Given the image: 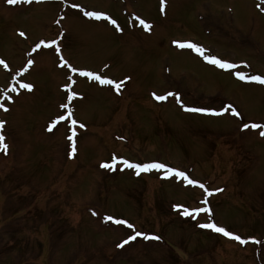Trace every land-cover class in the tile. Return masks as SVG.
I'll return each instance as SVG.
<instances>
[{"label":"rangeland","instance_id":"obj_1","mask_svg":"<svg viewBox=\"0 0 264 264\" xmlns=\"http://www.w3.org/2000/svg\"><path fill=\"white\" fill-rule=\"evenodd\" d=\"M193 43L200 56L184 47ZM0 60V264H259L258 252L264 264V83L236 76H264L263 2L0 0ZM143 161L185 169L209 200L167 169L134 178L126 167ZM209 201L214 214L199 222L263 242L236 243L179 217Z\"/></svg>","mask_w":264,"mask_h":264},{"label":"snow or ice","instance_id":"obj_2","mask_svg":"<svg viewBox=\"0 0 264 264\" xmlns=\"http://www.w3.org/2000/svg\"><path fill=\"white\" fill-rule=\"evenodd\" d=\"M9 2L10 3H15L16 0H9ZM161 3L163 5L165 3V0H161ZM73 6L74 7H78V5H73ZM85 15H87L88 17H94L96 19H100L102 16H105L106 14L101 13V12H87V13H85ZM108 19L110 20V22L113 25H116L117 22L114 19H111L110 17H108ZM137 19H139V18L137 17ZM140 24L143 25L146 29L150 28V25L148 23H146L144 20H140ZM21 35H23V33H21ZM41 43H43V41ZM51 43L54 44L55 41H52ZM181 46L183 47V45H181ZM36 47L39 48L40 45L37 44ZM188 47L196 48L197 50H199L198 46L195 45V44H189ZM57 51H59L58 48H57ZM205 59L211 61V63H213L215 65H218L221 68H232L233 67L232 64H230V63H228V62H226L224 60L218 59V58H216L214 56H206ZM61 61L63 62V64L68 65V67H70L73 72L77 71V69L72 67L70 64H68V62L66 60H64L63 57H61ZM32 63H33L32 60L28 61V64H32ZM0 64H4V61L0 60ZM5 67H7L6 64H5ZM80 74L82 76L93 78V79L99 81L101 84L115 85L117 90H119L120 84H117L115 81H113L111 79L101 77L100 75H97L96 73H93V72H90V71H87V72L86 71H81ZM236 75L239 76L241 79L245 78L244 73H242V72H237ZM69 79H71V78H69ZM249 79L256 80V81H259L261 83H264V77H261V76H252V77H249ZM20 87L31 90L33 88V85H31V84H21ZM65 87L69 89V93H68V99L69 100H71L73 97H75L77 95L76 92L71 91V85L70 84L69 85H65ZM16 90L17 89L15 87L12 88L13 92H15ZM153 95H155V94H153ZM169 95H171V93H169ZM7 99H11V96H8ZM156 99L157 100H164V99H166V96L156 95ZM3 107H4V105H0V108H3ZM61 107L62 108H67L68 105L67 104H62ZM229 107L231 108V106H229ZM190 110L191 111H197V112L213 111V110L206 109V108H196V109H190ZM231 111L233 113H235L236 115H239V113L236 112V109L231 108ZM69 116H71V113H69ZM58 119L59 120H64L65 117L64 116H60ZM72 123L76 124L77 121L76 120H72ZM2 125H3V122H0V127H2ZM80 127H85V125L81 124ZM244 127L248 128L249 125L244 124ZM252 127L256 128V127H260V126L253 124ZM50 129H51V125H50ZM260 134L262 136H264V132H261ZM4 139H5V137L2 134H0V150L7 151V147L8 146H7L6 143H4ZM69 139L71 140L72 137H69ZM75 151H76V148H75V145L73 144L72 152L74 153ZM103 167L108 168V167H110V165L104 164ZM128 167L135 168L138 171L139 170H150V169H167L168 172H172V173H175V175H177V176L184 177L186 180H188L189 184L199 185V187L204 188V185L203 184H199L198 181L188 179L184 172L178 171L176 169H169L167 165L162 164V163H149V164H131V163H129ZM209 194H211V193H209ZM205 203H207V201H205ZM175 207L179 208L181 206L180 205H176ZM193 211L197 212V213H199L201 211L210 212L211 209L196 208ZM183 214L186 215V216L190 215V213L187 210H185ZM107 219L111 220L113 218L111 216H109V217H107ZM116 222L117 223L127 224L128 227H130V228L133 227V225L129 224L127 221H119V220H117ZM200 226L203 227V228H208V229L215 230L218 233H223L225 236L231 237V238H233V239H235L237 241H240L241 243H245L246 242L239 235H235V234H233L232 232L226 230L223 227H218L215 223H206V224H202ZM136 235H142V233L137 232ZM132 239H135V236H129L128 237V240H132ZM128 240H125L124 243H127Z\"/></svg>","mask_w":264,"mask_h":264},{"label":"bare ground","instance_id":"obj_3","mask_svg":"<svg viewBox=\"0 0 264 264\" xmlns=\"http://www.w3.org/2000/svg\"><path fill=\"white\" fill-rule=\"evenodd\" d=\"M77 155L75 156V159H76Z\"/></svg>","mask_w":264,"mask_h":264}]
</instances>
